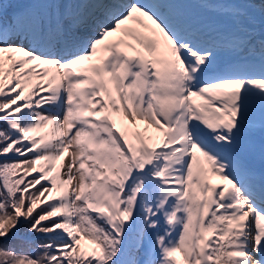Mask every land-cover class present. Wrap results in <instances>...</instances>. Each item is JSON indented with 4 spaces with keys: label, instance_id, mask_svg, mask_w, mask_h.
<instances>
[{
    "label": "snow or ice",
    "instance_id": "obj_1",
    "mask_svg": "<svg viewBox=\"0 0 264 264\" xmlns=\"http://www.w3.org/2000/svg\"><path fill=\"white\" fill-rule=\"evenodd\" d=\"M0 264H264V0H0Z\"/></svg>",
    "mask_w": 264,
    "mask_h": 264
}]
</instances>
